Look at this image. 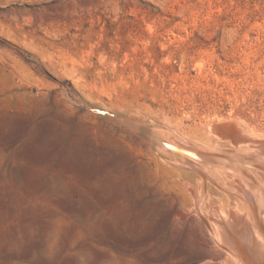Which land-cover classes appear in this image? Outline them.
I'll use <instances>...</instances> for the list:
<instances>
[{
    "label": "rangeland",
    "instance_id": "rangeland-1",
    "mask_svg": "<svg viewBox=\"0 0 264 264\" xmlns=\"http://www.w3.org/2000/svg\"><path fill=\"white\" fill-rule=\"evenodd\" d=\"M146 114L264 133V0H0V264L197 255L148 179Z\"/></svg>",
    "mask_w": 264,
    "mask_h": 264
},
{
    "label": "bare ground",
    "instance_id": "bare-ground-1",
    "mask_svg": "<svg viewBox=\"0 0 264 264\" xmlns=\"http://www.w3.org/2000/svg\"><path fill=\"white\" fill-rule=\"evenodd\" d=\"M141 120L133 131L145 137L151 185L170 203L169 228L199 249L184 264H264V133L225 118L189 129Z\"/></svg>",
    "mask_w": 264,
    "mask_h": 264
},
{
    "label": "water",
    "instance_id": "water-1",
    "mask_svg": "<svg viewBox=\"0 0 264 264\" xmlns=\"http://www.w3.org/2000/svg\"><path fill=\"white\" fill-rule=\"evenodd\" d=\"M90 110L95 112V113H97V114L106 115V116L111 117V118H113V119H115L117 121H120L122 123H126L125 122V117L120 116L116 112H111V111L103 110V109L96 108V107H91Z\"/></svg>",
    "mask_w": 264,
    "mask_h": 264
}]
</instances>
